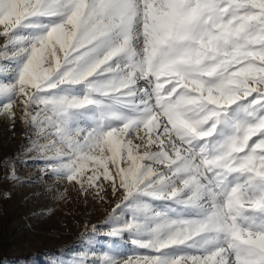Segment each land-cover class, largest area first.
Here are the masks:
<instances>
[{"label":"snow or ice","instance_id":"obj_1","mask_svg":"<svg viewBox=\"0 0 264 264\" xmlns=\"http://www.w3.org/2000/svg\"><path fill=\"white\" fill-rule=\"evenodd\" d=\"M0 37V115L123 191L124 264H264V0H0Z\"/></svg>","mask_w":264,"mask_h":264},{"label":"rangeland","instance_id":"obj_2","mask_svg":"<svg viewBox=\"0 0 264 264\" xmlns=\"http://www.w3.org/2000/svg\"><path fill=\"white\" fill-rule=\"evenodd\" d=\"M22 107L18 98L15 121L0 115V264H101L106 254L124 264L152 254L134 245L127 232L111 234L130 217L122 190L113 193L105 182L99 195L96 189L84 194L30 150L37 134L20 119Z\"/></svg>","mask_w":264,"mask_h":264}]
</instances>
